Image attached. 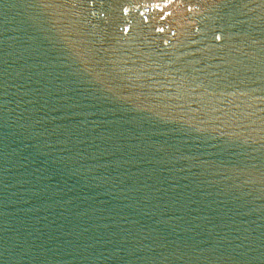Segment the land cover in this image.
I'll list each match as a JSON object with an SVG mask.
<instances>
[{
  "label": "water",
  "instance_id": "water-1",
  "mask_svg": "<svg viewBox=\"0 0 264 264\" xmlns=\"http://www.w3.org/2000/svg\"><path fill=\"white\" fill-rule=\"evenodd\" d=\"M0 264H264V0H0Z\"/></svg>",
  "mask_w": 264,
  "mask_h": 264
}]
</instances>
